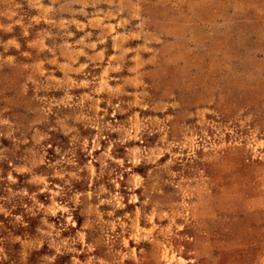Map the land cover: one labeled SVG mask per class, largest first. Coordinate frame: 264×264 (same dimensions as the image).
I'll use <instances>...</instances> for the list:
<instances>
[{"label":"clouds","instance_id":"obj_1","mask_svg":"<svg viewBox=\"0 0 264 264\" xmlns=\"http://www.w3.org/2000/svg\"><path fill=\"white\" fill-rule=\"evenodd\" d=\"M209 22L254 38L264 0H0V69L63 73L0 89V264H264V47L193 86L169 45Z\"/></svg>","mask_w":264,"mask_h":264},{"label":"rangeland","instance_id":"obj_2","mask_svg":"<svg viewBox=\"0 0 264 264\" xmlns=\"http://www.w3.org/2000/svg\"><path fill=\"white\" fill-rule=\"evenodd\" d=\"M91 19V17H89ZM81 23H85L80 19ZM46 21H41L40 25L34 26L31 31V39H37V35L40 29H48ZM70 30L74 31L73 37L61 38L60 36L44 38V44L47 47H53V45L67 44L68 49H72L75 45V40L79 39L84 34V31L98 32V29H92L90 25L85 24L84 31L75 29V26H70ZM53 31H56L53 29ZM255 35L254 38H249L245 30L241 27L238 31L233 26L224 24L219 25L209 22L204 28L198 27L196 29V39L185 41L183 44H170V48H176V57L173 59L179 60V63L184 67L178 69L184 75H190L193 86L201 83L204 77L210 78L214 83L235 86L240 82L241 74L251 65L259 63L255 56L252 54L254 49H260L264 47V30L260 28L252 29ZM19 26L14 28L12 33L0 32V39L7 40L13 36H19ZM174 36L177 40L183 38V34ZM119 42L117 38V43ZM109 44V57L116 52V48L112 47L113 40L109 38L107 41ZM142 41L129 40L124 42L123 47H138ZM22 48H26V42L21 41ZM79 46H77L78 48ZM182 49V51L180 50ZM60 51L61 49H55ZM2 51V47H0ZM36 52V49H33ZM10 55H16V50L10 48L8 53ZM128 56H133V53H128ZM52 58V54L47 51L39 52L38 55H34L31 58L17 57L18 64H30L31 68L25 69L19 66L15 68L5 67L0 69V89H3L5 94L11 97H15L17 88L22 86L23 81L29 74H38L43 71L45 74L52 72L57 79H61L63 73L60 69L53 71L54 66L41 63ZM58 62L63 64L66 62L64 57L57 56ZM83 57L80 58L81 62ZM131 66V61H127ZM36 65H40L39 68ZM127 74V73H125ZM61 95L59 92H51L50 96L56 97Z\"/></svg>","mask_w":264,"mask_h":264}]
</instances>
